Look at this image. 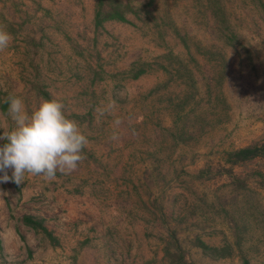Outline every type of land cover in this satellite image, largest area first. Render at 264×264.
Segmentation results:
<instances>
[{
	"label": "rangeland",
	"instance_id": "374dc122",
	"mask_svg": "<svg viewBox=\"0 0 264 264\" xmlns=\"http://www.w3.org/2000/svg\"><path fill=\"white\" fill-rule=\"evenodd\" d=\"M130 1L96 23L97 0H0V127L4 98L31 111L40 87L89 141L71 174L0 183V264H170L177 244L195 264H264V149L228 154L264 141V0ZM116 117L132 118L119 142Z\"/></svg>",
	"mask_w": 264,
	"mask_h": 264
},
{
	"label": "clouds",
	"instance_id": "9594fccd",
	"mask_svg": "<svg viewBox=\"0 0 264 264\" xmlns=\"http://www.w3.org/2000/svg\"><path fill=\"white\" fill-rule=\"evenodd\" d=\"M12 35L0 26V52L7 49ZM124 98L123 90L118 93ZM8 105L7 117L11 127H0V183H24L25 175L43 176L54 180L57 173L68 175L84 160L83 150L89 141L77 121L65 114V105L57 98L44 99L31 111L26 110L22 98L8 94L3 101ZM115 104H102L96 111L100 116L114 114ZM132 118L127 121L116 117L109 139L121 140L120 129L132 127ZM134 133V128L132 129ZM11 173V174H9Z\"/></svg>",
	"mask_w": 264,
	"mask_h": 264
},
{
	"label": "trees",
	"instance_id": "16d2710c",
	"mask_svg": "<svg viewBox=\"0 0 264 264\" xmlns=\"http://www.w3.org/2000/svg\"><path fill=\"white\" fill-rule=\"evenodd\" d=\"M216 3V2H215ZM219 5V2H217ZM215 7V9H214ZM134 6L130 0H97L96 9H95V17L94 21L96 23H101L105 19H119L125 20L126 13L130 10H133ZM220 7L209 5L210 15L217 14L219 12ZM264 14V7H261ZM142 69H137L134 72V76L138 75ZM39 92L43 95L45 99H52L47 90L42 88H38ZM2 107L5 108L6 104H2ZM4 141H1L0 144H3ZM264 149V141L261 144L254 142L252 144H247L239 148H235L228 152L229 159L233 162H241L248 159H251L258 153H260ZM21 221L26 225L30 226L34 229V231L43 234L52 242L57 241L56 236L53 232L46 226L43 221V218L33 214V213H24L20 217ZM199 245L202 249H210L213 251H218L219 247L210 246L203 241L199 240ZM224 255V253H222ZM165 256L168 259L170 264H195L192 260H188L184 254L182 249L177 244L174 250H170L169 248L165 249ZM240 264H250L249 259L246 256L241 254Z\"/></svg>",
	"mask_w": 264,
	"mask_h": 264
}]
</instances>
